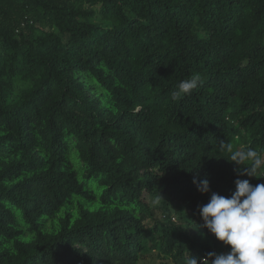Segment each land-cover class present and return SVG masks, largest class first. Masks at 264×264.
I'll list each match as a JSON object with an SVG mask.
<instances>
[{
    "label": "trees",
    "instance_id": "obj_1",
    "mask_svg": "<svg viewBox=\"0 0 264 264\" xmlns=\"http://www.w3.org/2000/svg\"><path fill=\"white\" fill-rule=\"evenodd\" d=\"M220 141L264 153V0H0V264L229 252L193 179L264 170Z\"/></svg>",
    "mask_w": 264,
    "mask_h": 264
},
{
    "label": "clouds",
    "instance_id": "obj_2",
    "mask_svg": "<svg viewBox=\"0 0 264 264\" xmlns=\"http://www.w3.org/2000/svg\"><path fill=\"white\" fill-rule=\"evenodd\" d=\"M200 79L199 74H193L181 80L171 91V99L176 101L191 94ZM220 144L221 150L226 148L231 153V162L238 166L247 162L238 175L257 177V172L264 170V153L251 147L233 150L224 141ZM193 184L200 193H211L209 201L198 207L203 227L218 241L231 246L227 253H207L199 264H264V184L252 185L247 179L237 178L230 196L211 192L208 179L194 178ZM185 264H198V258L190 254Z\"/></svg>",
    "mask_w": 264,
    "mask_h": 264
},
{
    "label": "rangeland",
    "instance_id": "obj_3",
    "mask_svg": "<svg viewBox=\"0 0 264 264\" xmlns=\"http://www.w3.org/2000/svg\"><path fill=\"white\" fill-rule=\"evenodd\" d=\"M188 214H189L188 212H183V214L182 212L181 213L178 212L177 214H174V216L171 217V223L175 225L186 226L187 225L186 219L190 218ZM173 217L175 220H172ZM188 231L192 234L195 231H197L195 223H192L190 225ZM140 264H176V263L172 258L164 254H160L159 251H153L150 255L141 259Z\"/></svg>",
    "mask_w": 264,
    "mask_h": 264
}]
</instances>
